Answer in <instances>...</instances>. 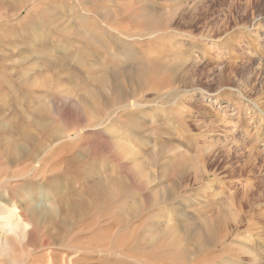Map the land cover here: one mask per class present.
<instances>
[{"label": "rangeland", "instance_id": "obj_1", "mask_svg": "<svg viewBox=\"0 0 264 264\" xmlns=\"http://www.w3.org/2000/svg\"><path fill=\"white\" fill-rule=\"evenodd\" d=\"M17 1L0 147L41 115L73 163L2 155L0 204L22 216L0 213V264H264V0Z\"/></svg>", "mask_w": 264, "mask_h": 264}, {"label": "bare ground", "instance_id": "obj_2", "mask_svg": "<svg viewBox=\"0 0 264 264\" xmlns=\"http://www.w3.org/2000/svg\"><path fill=\"white\" fill-rule=\"evenodd\" d=\"M24 1L25 0H18L15 3V5L17 7L22 8V5H24ZM19 12H20V10H19ZM81 98H83V97H81ZM88 103H90V102H88ZM87 106L90 107V105H87ZM91 106H93V105H91ZM3 107L4 106L1 105L0 106V110ZM84 107H86V106H84ZM91 110H95V109H93L91 107ZM24 112H26V110H24ZM96 116H98V115H96ZM36 118H37L36 121L31 119V121H30L31 124L30 125H26V117L25 116H22L21 119L19 121H16V122H14V121L13 122L12 121H8L7 122L6 125H8V127L5 129V131H6L5 134L7 135L6 138H5L6 139V145L4 147H0V159L2 158V155L4 153H7L8 155H10V158L13 159V161L15 163H18V164L21 163L22 164V166L20 168L21 171L26 170V164L27 163H28L27 165H29L31 163L38 164V161L41 160V159L44 160V164H45L43 167H42V165H41V167L39 166L41 171H44L47 167H49V169L51 171H54V170H56V168H58L57 166L60 163H64L66 166L72 165V163H73V159L72 158L70 159L68 157L67 159H64L61 156L59 157V155H58L59 152L57 151V149L61 148V146H60L61 143L59 142L60 139H59V132L57 131V128H55V126H54L55 130L53 132H49V133L47 131L46 132H42V127H43V123H42V119H41L42 117H41V115H37ZM57 126L58 125H56V127ZM29 127L32 128L31 131L32 130L36 131L35 135H34V133L31 134V132L29 131L30 130ZM37 135H38V137H37ZM50 150H52L55 153L53 155H51L48 160H45L43 157L41 159L37 158L38 155H40L41 152L46 154V152H49ZM63 156H65V155H63ZM50 165H52V167H50ZM36 167L37 166L34 167L33 173H31L30 175L34 176V170L36 169ZM141 168H143V167H140V169ZM49 169H48V171H49ZM30 175L26 174V172L23 173V176H25V178H26V176H30ZM145 175H147V174L145 173ZM92 189H93L92 200L95 201V200H97L99 198V195L101 194L102 186L100 185V183H94V185L92 186ZM80 202L76 203L77 207L79 205L80 208H82L79 212H82L84 210H88L89 209V207L87 206V204L84 201H80ZM68 205L69 206H67V208H66V213H68L69 216L71 215L72 218L73 217L75 218V215L73 216V214H76V210H77L76 209L77 207L75 208V203L73 204V202H71ZM29 211H30L29 215L27 214L28 218L30 220H32L33 222H35L36 225H38V222L41 224V222H44L45 220H48L50 218V215H51L50 210H48L45 207V205L42 204L40 201L34 202L33 205L30 207ZM3 212L8 213V215H12V214L16 215L15 219L16 218L18 219L16 228H18V224L20 223L19 220H21L20 217L22 215L20 216V215H18L16 213V208L13 206L12 209L6 210L0 204V213H3ZM79 212H78V214H79ZM8 224L11 225V222L10 223L8 222Z\"/></svg>", "mask_w": 264, "mask_h": 264}]
</instances>
